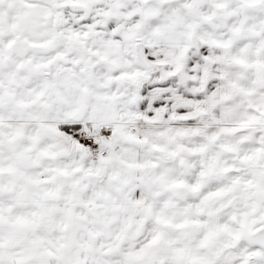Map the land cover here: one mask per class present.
I'll use <instances>...</instances> for the list:
<instances>
[{
  "label": "snow or ice",
  "instance_id": "snow-or-ice-1",
  "mask_svg": "<svg viewBox=\"0 0 264 264\" xmlns=\"http://www.w3.org/2000/svg\"><path fill=\"white\" fill-rule=\"evenodd\" d=\"M0 264H264V0H0Z\"/></svg>",
  "mask_w": 264,
  "mask_h": 264
}]
</instances>
